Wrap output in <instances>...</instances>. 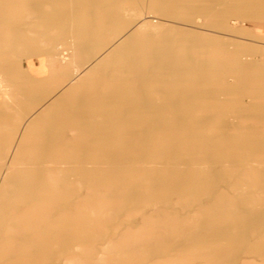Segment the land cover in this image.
<instances>
[{
  "label": "rangeland",
  "instance_id": "rangeland-1",
  "mask_svg": "<svg viewBox=\"0 0 264 264\" xmlns=\"http://www.w3.org/2000/svg\"><path fill=\"white\" fill-rule=\"evenodd\" d=\"M142 1L0 0V70L38 78L13 102L26 127L48 117L4 147L0 104V264H264V53L236 31L264 34V0L254 24L225 0L145 21ZM108 56L134 69L88 75Z\"/></svg>",
  "mask_w": 264,
  "mask_h": 264
},
{
  "label": "crops",
  "instance_id": "crops-1",
  "mask_svg": "<svg viewBox=\"0 0 264 264\" xmlns=\"http://www.w3.org/2000/svg\"><path fill=\"white\" fill-rule=\"evenodd\" d=\"M206 1L209 2L211 0H206ZM182 2H183V0H143L142 1V5L140 6V9L142 10V13L145 16V21H147V20H160L163 23H169L170 24V22H166L165 21L166 19L164 20L163 18L157 17L156 15L161 16L160 12L163 11V10L169 12L170 13L169 16L170 15L171 16L177 15V13H175V12L177 10L181 11ZM194 2H195L194 5L192 3V5L187 6V8L190 11H192V12L195 11V12L198 13V11H199V6H198L199 0H194ZM258 2H259V0H229V1L225 0L223 2L224 6L222 7V10L220 11L219 14L222 15V16H225V15L231 16V15L236 14L237 12L247 11V12H250L251 14H253V16L251 18H249V17L247 18V19H249L247 21V23H253V24L254 23H258L259 21H257L258 17H256L257 16L256 13H257V11H259V9H261L260 8L261 6L259 5ZM227 3H229V6L226 5ZM142 6H145V7L149 8V10L148 9H142ZM126 13L129 14V10L128 9H126ZM178 15L180 16L181 14L179 13ZM192 16H193V14H192ZM179 24L182 25L183 23H179ZM183 25H185V24H183ZM5 27H6V25H3V23L0 24V28H5ZM143 27L146 28V27H149V26H148V24L146 22H143L141 24V28H143ZM195 27L199 28L198 26H195ZM37 31L40 32L38 29H37ZM236 31L239 34H242V35L245 36L243 38L246 40V42L252 44L253 47L250 46L248 48H251V49L253 48L256 51H258L259 53H264V40H263L264 39V34L254 33V32H252L249 29H247V30L244 29L243 27L242 28L238 27V30H236ZM25 34L26 33H23L22 31L19 30V39L21 38L22 39V40L20 39L21 41H25V40L29 41V39H27L28 38L27 36L24 37ZM24 54H26V53H24ZM14 55L15 56H12V57H13V59H16L17 53L15 52ZM81 64H82L81 66H83V64H85V62H83V60H82ZM1 65H2V56L0 55V66ZM57 65H58V69H64L66 67V65L62 66V64H57ZM68 70H69L70 75H71V73L73 72V69L70 67V65H68ZM28 71H29V67L25 68L23 66L20 67L18 65H14V67H12L10 69H7L4 72L2 71L5 81L10 83V84L8 83V85L11 87V91L13 90L14 86L16 85V83H15L16 81H22L24 84H26L23 87L20 86L19 89L17 88L18 90H17L16 94L17 93L21 94L22 95V99L30 97L29 96L30 95V90H31L30 89V84L38 82V78L37 77H31V74H27ZM10 75H15L16 77H10ZM70 80H71V77H69L67 79H62L61 83L64 82V81H70ZM221 83L224 84L225 88L228 87L227 83H225V82H221ZM23 92H26V94H24ZM10 95H11V93H10ZM0 104L4 105V102H2ZM16 104H17V106H16ZM16 104H14V102H13V103L10 104V106H5L4 105L5 108L1 109V110L8 111V112L9 111H14L15 112L14 114H15V117H16V121H17V125L8 127L10 130H8L7 133H4L9 139L4 147H8V145L10 146V145H12V143H14L17 147L20 146L21 145V138H22V135H23L22 131L26 127V125L28 123L31 124V122L27 123L23 119V115H24L23 110L24 109L21 108L20 101H18ZM36 105L37 104L35 102L33 105H29L27 107H32V106H36ZM16 112H18V113H16ZM30 124H28V125H30ZM11 128H13V129L11 130ZM12 134H13V136H12ZM42 134L45 135L44 133H41V136L39 134L37 136H35V133L33 132L31 134V137L32 138L33 137L34 138L37 137L36 139H38V136L39 137L43 136ZM12 137H14V138L12 139ZM36 139H34V141L31 140V143L38 142Z\"/></svg>",
  "mask_w": 264,
  "mask_h": 264
},
{
  "label": "bare ground",
  "instance_id": "bare-ground-1",
  "mask_svg": "<svg viewBox=\"0 0 264 264\" xmlns=\"http://www.w3.org/2000/svg\"><path fill=\"white\" fill-rule=\"evenodd\" d=\"M17 1V0H16ZM26 3V2H25ZM15 6V5H14ZM3 12V9L1 8V6H0V14ZM22 21V20H21ZM29 24V23H28ZM88 24H89V22H88ZM34 31V30H33ZM24 33V32H23ZM21 37V36H20ZM25 37V36H24ZM122 38V37H121ZM21 39V38H20ZM28 39V38H27ZM109 39V38H108ZM129 39V38H128ZM135 39V38H134ZM22 40V39H21ZM76 47L75 46H73V48H72V51H71V58H73V60L72 61H70V63L68 64V65H70V67L73 69V72H72V76L71 77H81L82 76V71L80 70L81 69V66H78L79 64L77 63V58H78V56H77V54H76V49H75ZM105 54V53H104ZM110 55V54H109ZM54 56V55H53ZM104 58V57H103ZM75 59V60H74ZM102 60V59H101ZM110 62H111V59H110V56H108V57H106L105 58V60L101 63V64H95V65H93L92 66V68H91V70L89 71V74L88 75H90V74H97L95 77H101L102 75H104V74H109L110 76H112V77H110L111 79H115V78H119L118 76L120 75V74H122L124 71H128V72H131L133 69H134V67H124L121 63L119 64V65H122L123 67H119L118 69H114V70H111V71H107V66L110 64ZM54 63L55 64H57V62H55L54 61ZM135 64V63H134ZM116 66V65H115ZM84 68V67H83ZM84 71H86V70H84ZM97 72V73H96ZM84 78V77H83ZM65 82V81H64ZM69 82V81H68ZM71 82V81H70ZM69 82V83H70ZM72 83V82H71ZM69 85V84H68ZM12 86V85H11ZM74 87V86H73ZM110 86L108 85V87H106L103 83L101 84V86L100 87H95L94 85H92V89H93V91L95 92L94 94H93V97H95V98H97V99H94V98H92L91 99V102L93 103V109H96V108H101L102 106H103V102H100V97L101 96H104L105 94H106V92L104 91V90H106V89H108ZM101 88H103V89H101ZM14 89V88H13ZM100 89V90H99ZM119 89H124L123 87L121 88H119ZM66 90V89H65ZM77 90V89H76ZM102 91V92H101ZM104 91V92H103ZM12 91H11V87L8 85V83L5 81V79H4V77H3V72L0 70V93H1V95L2 96H4V98H5V101H4V105L5 106H10V104L11 103H13V98L11 97V95H10V93H11ZM89 93V92H88ZM64 94V93H63ZM84 94V93H83ZM90 99V98H89ZM18 101H19V99H17ZM17 101V102H18ZM82 101V100H81ZM89 101V100H88ZM87 101V102H88ZM95 101H96V103H95ZM102 101V100H101ZM15 102V101H14ZM16 103V102H15ZM14 103V104H15ZM13 106V105H12ZM16 106H17V104H16ZM47 108V107H46ZM89 108H92V107H89ZM13 110V109H12ZM20 111V110H19ZM47 111H48V109H47ZM93 111V110H92ZM14 112V111H13ZM39 112V111H38ZM51 112H52V110H51ZM15 113V112H14ZM16 113H18V112H16ZM48 115H49V112L47 113ZM20 115V114H19ZM44 115V114H43ZM113 115V114H112ZM97 116V115H96ZM40 117V116H39ZM41 117H43V116H41ZM102 117V116H101ZM105 118H107V115L106 116H104ZM48 118V117H47ZM46 117H44L42 120H40V121H38V122H34L32 125H31V128H33L34 130H32L30 127H26L25 128V130H23L24 131V135H23V137H22V139H23V141H30L29 139L31 138V134L34 132L35 133V136H37L38 134L40 135V131H39V128H40V125H41V127H42V123L45 125L46 123H47V119ZM61 119H64L63 117H60ZM28 119V118H27ZM47 119V120H46ZM50 119V118H49ZM32 120H34V119H32ZM65 122V121H64ZM30 124V123H29ZM43 127H45V126H43ZM46 127H48V126H46ZM13 128H11V130H12ZM18 129V128H17ZM48 129V128H47ZM8 130H10L9 128H8ZM7 130V131H8ZM17 131V130H16ZM22 131V132H23ZM32 131V132H31ZM45 131V130H44ZM15 132V131H14ZM13 132V133H14ZM42 133V132H41ZM9 134V133H8ZM11 134V133H10ZM34 135V134H33ZM43 135V134H42ZM13 136V135H12ZM44 136V135H43ZM16 138V137H15ZM37 138V137H36ZM20 143V142H19ZM31 144V143H30ZM35 144V143H34ZM45 144V143H44ZM23 145H26V144H23ZM32 145V144H31ZM9 146V145H8ZM22 146V145H21ZM17 147V146H16ZM16 147H15V149H16ZM24 148V147H23ZM14 149V150H15ZM19 149V148H18ZM28 149V148H27ZM103 149V148H102ZM105 149V148H104ZM23 150V149H22ZM5 151V150H4ZM17 151V150H16ZM27 151V150H26ZM20 152V151H19ZM25 152V151H24ZM4 153V152H3ZM2 153V154H3ZM21 154L23 153V152H20ZM19 154V153H18ZM101 155V154H100ZM17 156V155H16ZM108 156V155H107ZM106 156V157H107ZM5 157H1V159H4ZM13 159H15V158H13ZM21 161V160H20ZM15 162H17L16 160H15ZM22 164H23V162H22ZM25 164V163H24ZM28 164V163H27ZM65 164V162L64 163H62L61 165H62V167H64L63 165ZM14 165V164H13ZM17 165V164H16ZM33 165H35V164H33ZM50 165L51 164H47L46 166H48V167H50ZM259 165V164H258ZM11 166V165H10ZM17 171V170H16ZM23 172V171H22ZM31 172V171H30ZM7 174H8V172H7ZM27 174V173H26ZM8 179V178H7ZM29 179V178H28ZM21 180V179H20ZM25 180V179H24ZM12 181V180H11ZM17 181V180H16ZM27 182H28V180H26ZM49 181L51 182V183H53L54 184V186H60L57 182H55L54 181V179L52 178V177H50L49 178ZM5 182V181H4ZM27 182H26V184H27ZM6 184V183H5ZM22 184V183H21ZM29 185V184H28ZM20 186V185H19ZM23 188V187H22ZM23 191V190H22ZM3 215V214H2Z\"/></svg>",
  "mask_w": 264,
  "mask_h": 264
}]
</instances>
